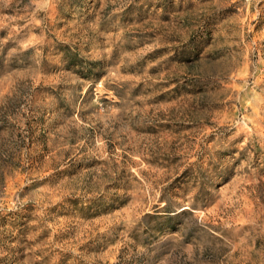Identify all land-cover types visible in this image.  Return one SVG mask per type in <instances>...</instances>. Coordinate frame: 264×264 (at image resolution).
Segmentation results:
<instances>
[{"label":"rangeland","instance_id":"374dc122","mask_svg":"<svg viewBox=\"0 0 264 264\" xmlns=\"http://www.w3.org/2000/svg\"><path fill=\"white\" fill-rule=\"evenodd\" d=\"M0 264H264V0H0Z\"/></svg>","mask_w":264,"mask_h":264}]
</instances>
